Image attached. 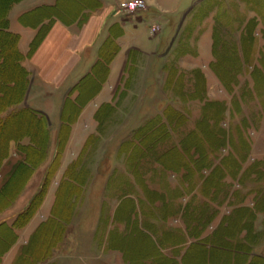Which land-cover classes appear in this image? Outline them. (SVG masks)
Listing matches in <instances>:
<instances>
[{
	"label": "rangeland",
	"instance_id": "obj_1",
	"mask_svg": "<svg viewBox=\"0 0 264 264\" xmlns=\"http://www.w3.org/2000/svg\"><path fill=\"white\" fill-rule=\"evenodd\" d=\"M187 1L98 121L72 226L52 232L78 237L74 264H264V0ZM148 123L169 133L149 149ZM22 129L38 125L9 124L1 152Z\"/></svg>",
	"mask_w": 264,
	"mask_h": 264
},
{
	"label": "crops",
	"instance_id": "obj_2",
	"mask_svg": "<svg viewBox=\"0 0 264 264\" xmlns=\"http://www.w3.org/2000/svg\"><path fill=\"white\" fill-rule=\"evenodd\" d=\"M125 1L132 0L1 1L0 39L11 44L0 45V135L18 119L38 129L4 138L0 264L78 259V237L53 238L52 232L72 226L63 216L65 199L78 197L80 166L96 165L89 154L102 133L98 121L122 81L157 53L158 45L151 48L146 38L158 35L148 30L169 29L183 6L191 8L187 0H146L147 11L128 14L119 9ZM64 244L71 246L66 255Z\"/></svg>",
	"mask_w": 264,
	"mask_h": 264
},
{
	"label": "trees",
	"instance_id": "obj_3",
	"mask_svg": "<svg viewBox=\"0 0 264 264\" xmlns=\"http://www.w3.org/2000/svg\"><path fill=\"white\" fill-rule=\"evenodd\" d=\"M2 10V8L0 9V11ZM1 42H5V44H6V46L8 47V48H10V44L11 43H9L8 41H4V40H2V39H0V45H1ZM3 93V92H2ZM181 99H182V97H180ZM183 100V99H182ZM212 118V117H211ZM211 118H209L208 120H207V122H204L205 124H206V126H207V130L208 131H210V133L212 132V134L214 135V137H217V141L220 139V137H219V131L217 130H215V127H213L211 124ZM215 125H217L218 123H217V121L216 120H214V122H213ZM152 123H148V124H146L141 130V132H139L137 135H138V137H139V139H142L143 140V143H145L147 146H146V148L147 149H149V147H151L150 145L151 144H148V143H150V140H151V138H153V140H154V136H156V140H157V144L158 143H160V142H162L163 141V138H169V133L167 134V133H163V132H160V130H159V128H157V127H152V125H151ZM210 126H211V128H210ZM212 130V131H211ZM217 134H218V136H217ZM151 137V138H150ZM152 140V141H153ZM222 140V139H221ZM220 142V141H219ZM6 150H7V141H6V148H5ZM173 151H175L176 153H177V157H176V160H178V158L180 157V156H185L186 155V151H184V145L183 144H181V149L180 148H175ZM5 153H6V151H5ZM5 153H3V152H1L0 151V157H2V156H5ZM183 160V159H182ZM179 164H181V165H183V163H180L179 162ZM175 167H179L177 164L175 165ZM44 192L45 191H43V194L42 195H40L39 197H37V198H35V200L33 201V203H32V206H31V209H30V212H32V214H34L36 211H37V208H38V206L41 204V200L43 199V196H44Z\"/></svg>",
	"mask_w": 264,
	"mask_h": 264
},
{
	"label": "built area",
	"instance_id": "obj_4",
	"mask_svg": "<svg viewBox=\"0 0 264 264\" xmlns=\"http://www.w3.org/2000/svg\"><path fill=\"white\" fill-rule=\"evenodd\" d=\"M119 9L122 12H125L128 14H138V13L147 11L148 7H147V3L144 0H134V1L127 2V3H122L119 6ZM159 29L160 28L158 25H153L151 27V34L153 36L157 35Z\"/></svg>",
	"mask_w": 264,
	"mask_h": 264
}]
</instances>
